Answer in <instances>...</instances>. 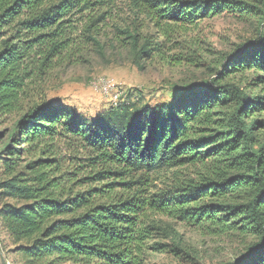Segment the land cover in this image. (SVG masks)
<instances>
[{"label":"trees","instance_id":"trees-1","mask_svg":"<svg viewBox=\"0 0 264 264\" xmlns=\"http://www.w3.org/2000/svg\"><path fill=\"white\" fill-rule=\"evenodd\" d=\"M117 1L0 0V126L16 118L0 131V228L12 253L25 264H146L149 251L180 256L173 239L151 243L155 232L171 236L148 218L158 215L248 236L252 242L228 264H264V119L252 118L264 113V0L259 7L131 0L159 31L223 13L258 18L256 37L223 58L213 81L178 88L169 103L124 101L90 119L45 98L24 104L55 64L98 45ZM116 31L137 47L139 35ZM161 47L145 45L137 55L147 59ZM245 71L256 75L246 89L224 82ZM24 155L30 158L20 167ZM195 164L204 167L197 180L150 192V174Z\"/></svg>","mask_w":264,"mask_h":264},{"label":"rangeland","instance_id":"rangeland-1","mask_svg":"<svg viewBox=\"0 0 264 264\" xmlns=\"http://www.w3.org/2000/svg\"><path fill=\"white\" fill-rule=\"evenodd\" d=\"M259 7L256 0H240ZM107 26L100 29L98 45H88L70 60L65 59L53 66L43 81L28 90L24 104L40 98L74 109L87 119L97 116L110 105L112 90L122 93L123 102L129 101L138 107H153L169 103L171 97L194 83L211 82L221 71L224 57L237 51L246 41L256 37L258 18L252 13H223L190 25H165L157 30L145 17L138 15L131 0H118L110 11ZM120 30H128L139 35L136 48L124 44ZM81 31L77 33L80 34ZM163 33V34H162ZM161 43L162 47L150 58H140L137 54L145 46ZM254 71L231 75L224 82L235 83L243 89L252 84ZM107 79L114 85L99 90L100 81ZM262 88L258 87L255 94ZM253 119H264V113L253 114ZM16 118H11L3 128H11ZM264 139V132L260 131ZM62 154L67 150L62 147ZM29 156L21 158L20 167L29 161ZM0 163V179L4 169ZM204 173L200 164L161 170L148 176L150 192L197 180ZM171 235L163 238L162 232H155L151 243L174 242L183 249L182 254L173 257L164 252H147L146 264H228L236 259L244 248L252 242L248 236L237 233L216 234L203 227H193L162 216L148 217ZM212 228V227H211ZM172 230L174 233L172 234ZM6 233L0 228V254L4 264H25L12 253ZM58 264V263H55Z\"/></svg>","mask_w":264,"mask_h":264},{"label":"bare ground","instance_id":"bare-ground-1","mask_svg":"<svg viewBox=\"0 0 264 264\" xmlns=\"http://www.w3.org/2000/svg\"><path fill=\"white\" fill-rule=\"evenodd\" d=\"M105 91H106V90H105ZM118 92H119V91L112 90V93L109 94V97H116V98H115V103H113V98H110V100H111L113 106H117V105H119L120 103L123 102L122 93H119V94H118ZM117 96H118V97H117ZM6 264H8V263H6Z\"/></svg>","mask_w":264,"mask_h":264},{"label":"built area","instance_id":"built-area-1","mask_svg":"<svg viewBox=\"0 0 264 264\" xmlns=\"http://www.w3.org/2000/svg\"><path fill=\"white\" fill-rule=\"evenodd\" d=\"M99 90L100 91H105V87L109 86V85H114L111 81H108L107 79H104L102 81H100L99 83ZM118 97V96H117ZM109 98H113V103H115V98L116 97H109Z\"/></svg>","mask_w":264,"mask_h":264},{"label":"crops","instance_id":"crops-1","mask_svg":"<svg viewBox=\"0 0 264 264\" xmlns=\"http://www.w3.org/2000/svg\"><path fill=\"white\" fill-rule=\"evenodd\" d=\"M3 257H4V256L0 254V264H4V263H3V262H4ZM6 263H8V262H6Z\"/></svg>","mask_w":264,"mask_h":264}]
</instances>
